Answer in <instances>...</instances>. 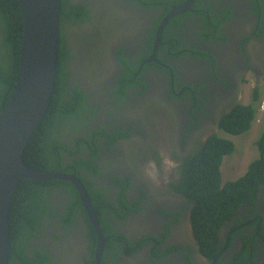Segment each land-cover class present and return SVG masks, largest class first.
Returning a JSON list of instances; mask_svg holds the SVG:
<instances>
[{
	"label": "flooded vegetation",
	"instance_id": "af4514ba",
	"mask_svg": "<svg viewBox=\"0 0 264 264\" xmlns=\"http://www.w3.org/2000/svg\"><path fill=\"white\" fill-rule=\"evenodd\" d=\"M71 1L89 10L87 19L63 27L70 86L86 101L61 124L59 171L78 177L101 229V221L109 224L100 264H264V184L255 203L240 202L222 224L213 258L195 237L194 203L171 184L176 166L217 134L239 103L246 74L254 90L264 83V0H195L194 11L169 21L151 62L162 18L188 0ZM4 29L0 22V67L9 73ZM74 153L91 161L76 166ZM170 159L171 173L156 176L154 167H170ZM65 181L51 190L29 258L16 264H98V234L76 185Z\"/></svg>",
	"mask_w": 264,
	"mask_h": 264
},
{
	"label": "trees",
	"instance_id": "16d2710c",
	"mask_svg": "<svg viewBox=\"0 0 264 264\" xmlns=\"http://www.w3.org/2000/svg\"><path fill=\"white\" fill-rule=\"evenodd\" d=\"M88 17L89 10L86 5L76 4L71 0H62V33L55 86L50 104L23 152V162L31 168L64 170L59 167L63 154L58 146L64 144L60 136L61 124H63L64 118L80 114L85 109L86 95L79 86H70L69 78L72 73L68 63L70 48L67 44V33L64 32L63 27L66 22L79 23ZM0 22L5 26L3 44L8 46L11 60L9 73L0 67L1 113L11 98L19 69L24 30L23 13L19 0H0ZM122 86L123 82L120 78L117 85V92L120 95L124 94ZM260 98L259 89H255L254 102L252 104L238 103L231 108L222 118L220 128L235 135L247 131L251 127L257 111L258 105L255 102L260 101ZM256 144L260 156L249 164L244 175L234 180H223L221 166L224 157L235 150V142L218 134L209 136L201 146L195 149L194 154L186 157L182 164L176 166L175 178L172 179L171 184L176 191L182 195H187L188 199L194 203L191 209V224L195 237L203 249L202 251L211 258L218 253L216 249H219L217 242L222 224L235 217L240 202L255 203L259 189L264 184V132ZM90 161L76 155L73 164L76 166L80 163L87 165V162ZM92 170H98L96 165L92 167ZM64 183L68 184L69 182L61 179L21 178L19 180L8 215L11 229L9 264H16V261L29 258L26 247L34 235L33 231L40 233L38 227L41 226L42 218L48 214L51 190L53 187ZM79 203L76 199L68 206V214L66 215L68 221L73 220L72 216L76 205ZM101 225L104 232L110 228L109 224L105 225L102 221ZM39 254L43 256L40 251ZM244 263L245 260L242 264ZM221 264H229V261L221 262Z\"/></svg>",
	"mask_w": 264,
	"mask_h": 264
},
{
	"label": "water",
	"instance_id": "95a60500",
	"mask_svg": "<svg viewBox=\"0 0 264 264\" xmlns=\"http://www.w3.org/2000/svg\"><path fill=\"white\" fill-rule=\"evenodd\" d=\"M188 0L173 6L162 18L155 38L154 52L145 62L156 60L160 36L176 15L194 11ZM24 20L19 69L14 90L6 108L0 113V264H9L11 229L9 208L21 178L68 180L80 192L84 207L98 234L97 263L105 246L97 213L92 207L85 186L75 174L31 168L23 162L29 138L48 108L55 86L61 40L62 0H19Z\"/></svg>",
	"mask_w": 264,
	"mask_h": 264
},
{
	"label": "rangeland",
	"instance_id": "374dc122",
	"mask_svg": "<svg viewBox=\"0 0 264 264\" xmlns=\"http://www.w3.org/2000/svg\"><path fill=\"white\" fill-rule=\"evenodd\" d=\"M95 65L96 64H94V66ZM246 76V82L243 83L241 88L243 92H240L239 103L252 104L254 102V86L256 85V82L251 79L249 73L246 74ZM259 92L261 93V101L264 99V83L261 85ZM260 101L255 103L258 105ZM263 132L264 113L259 112L253 119L251 127L239 135L230 134L221 128L217 131L219 136L227 137L235 142V150L224 157V161L221 166L224 181L234 180L244 175L249 168V164L260 156V151L256 141L261 137ZM168 164L170 167L167 166L165 168L162 165H156L154 167V170L157 172L156 176H161L166 173V171L170 174V169L176 166V162H173V160L170 159ZM162 171H164L163 174L161 173Z\"/></svg>",
	"mask_w": 264,
	"mask_h": 264
},
{
	"label": "clouds",
	"instance_id": "9594fccd",
	"mask_svg": "<svg viewBox=\"0 0 264 264\" xmlns=\"http://www.w3.org/2000/svg\"><path fill=\"white\" fill-rule=\"evenodd\" d=\"M264 102V99H262L261 101H260V103L258 104V106H257V111H256V113H255V117H256V115H257V113L259 112V113H264V111L262 110V103ZM254 117V118H255ZM253 121V120H252Z\"/></svg>",
	"mask_w": 264,
	"mask_h": 264
},
{
	"label": "built area",
	"instance_id": "2783aa9c",
	"mask_svg": "<svg viewBox=\"0 0 264 264\" xmlns=\"http://www.w3.org/2000/svg\"><path fill=\"white\" fill-rule=\"evenodd\" d=\"M262 108H264V102L262 103Z\"/></svg>",
	"mask_w": 264,
	"mask_h": 264
},
{
	"label": "bare ground",
	"instance_id": "6f19581e",
	"mask_svg": "<svg viewBox=\"0 0 264 264\" xmlns=\"http://www.w3.org/2000/svg\"><path fill=\"white\" fill-rule=\"evenodd\" d=\"M262 74V73H261ZM253 77V76H252ZM256 79V78H255ZM262 110H264V108H262ZM190 223V222H189ZM190 225V224H189Z\"/></svg>",
	"mask_w": 264,
	"mask_h": 264
}]
</instances>
